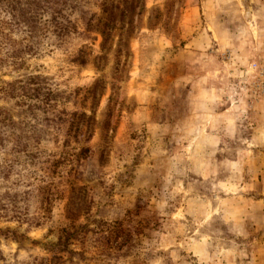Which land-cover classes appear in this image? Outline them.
<instances>
[{"label": "rangeland", "instance_id": "1", "mask_svg": "<svg viewBox=\"0 0 264 264\" xmlns=\"http://www.w3.org/2000/svg\"><path fill=\"white\" fill-rule=\"evenodd\" d=\"M97 2L84 0L70 10L63 35L44 23L48 10L32 35L0 28V59L19 55L8 58L14 63L0 70V80L34 75L61 90L60 122L45 129L37 154L20 148L13 160L5 152L10 145L0 147V166L9 172L0 179V215L20 204L40 221L27 228L0 220L2 231L22 235L15 241L4 238L7 231L0 234V264H25L29 255L45 256L46 264H55L53 256L58 264H264L258 219L264 215V146H231L227 139L225 146L194 148L183 140L193 133V112L205 110L189 98L194 91L219 96L220 104L238 111L240 124H264V0H144L128 16L132 29L117 25L103 47L85 23L99 14ZM4 105L17 121L11 102ZM81 113L90 116L88 128ZM0 131L7 137L10 130L0 125ZM247 149L258 159L255 200L239 196L236 214L228 201L197 238H185L193 227L180 207L187 204L191 217L214 189L211 171L233 175L230 161L239 152L242 168L248 166ZM5 185L16 200L3 195ZM65 238L73 239L61 243Z\"/></svg>", "mask_w": 264, "mask_h": 264}, {"label": "trees", "instance_id": "2", "mask_svg": "<svg viewBox=\"0 0 264 264\" xmlns=\"http://www.w3.org/2000/svg\"><path fill=\"white\" fill-rule=\"evenodd\" d=\"M76 2L72 1L67 4L66 1L60 2V0H0V15H5L6 18L5 20H0V28L12 31L16 27H20L26 34L32 35L35 33V28L40 24L39 20L45 16L43 12L48 10L50 14L45 16L44 23L54 29L53 32L63 35L68 31V22L71 17L69 16V11L85 5L84 0H76ZM43 6H46L44 10H42ZM96 6L99 8V14L97 16L92 14L85 20L86 30L93 28L97 31L103 38L101 45L103 47L117 25L127 24V29H132V20L128 16L135 11L136 7H143L144 0H98ZM93 17L94 23H92ZM18 56L7 55L4 60L0 59V70L14 63L13 60L8 61V58L15 57L17 59ZM48 84H50L48 81L34 75L10 81L0 80V102L3 103V105L0 104V125L10 130L7 137L4 136L3 131H0V147L3 149V145L9 144L11 150L5 152H9L13 160H15V156L20 148L27 149L26 152L30 150V153H27L29 156L37 154L40 149L39 139L42 134H46L45 129L52 130L54 127H58L60 122L58 109L61 90L51 88ZM9 102H11L15 108V112H17V121L13 120L15 114L4 105ZM49 114L54 117H49ZM81 114L86 120L85 126L88 128L90 116H87L85 113ZM6 124L10 126L7 127ZM20 124L26 127L25 133H23V128L20 127ZM71 124L76 125V127L78 126L74 118ZM20 131L23 135H20ZM19 138L23 140L19 142ZM30 140L33 142L31 148L28 147V144L32 143ZM85 149L87 150V147H82V150ZM8 174L9 172L6 171L5 167L0 166L1 181ZM26 193L29 194L28 191ZM3 195L7 196L9 202L17 199V194L11 192L6 185ZM73 203V201H70V204ZM26 210V208H21L20 204L11 206L9 209L10 214H1L0 220L19 221V223L25 224L27 228L39 226L40 221H37L38 218L34 216L30 217ZM78 211L79 208L75 210L72 216L77 215ZM3 231H7V234H4V238H12L18 241L19 238L17 237H22L15 229L5 228ZM3 231L0 229L1 235H3ZM71 239L73 238H65L61 243H67ZM41 249L44 251L46 246L42 245ZM53 259H55V264H58L60 258L53 256ZM46 263L47 258L45 256L33 255H29L28 260L25 262V264Z\"/></svg>", "mask_w": 264, "mask_h": 264}, {"label": "crops", "instance_id": "3", "mask_svg": "<svg viewBox=\"0 0 264 264\" xmlns=\"http://www.w3.org/2000/svg\"><path fill=\"white\" fill-rule=\"evenodd\" d=\"M192 99V102H201L205 110L201 112H193L191 117H194L193 124L191 130L193 131L192 135L187 134V139H183L188 143V146L190 147H196L197 145H200L202 147H209V146H225L226 140L228 139L231 141V146H245L248 148H256L258 146H264V124L259 123L258 121L250 122V123H244L240 124L237 118V112H233L231 110L232 108L227 107L225 104H220L222 102H219V96L216 98L213 96L210 92H205L200 94L198 96L195 91L192 93V96L189 97ZM207 107V109H206ZM212 108V109H211ZM190 126V123H188V127ZM243 127V128H242ZM187 128V127H186ZM247 132V135L245 138L239 137V132ZM208 137V139H205L203 137ZM229 136V137H227ZM232 136V137H230ZM180 137L179 141H181L182 136ZM190 137V139H188ZM178 141V142H179ZM197 141V142H196ZM241 150V147H240ZM205 154L208 153V151H204ZM245 158L247 160H244L245 163L248 164V166H244L242 168L241 162L243 161L241 158L240 152L238 153V156L235 157L236 160L230 161L232 163V166L234 167V174L228 175L226 178L225 172H219L218 171H211L214 173L212 178H217V180L212 181V186H214V189L209 193L210 197L209 199H202V201L199 199V203L197 205H194L192 208L193 215L191 214V217L188 215V207L187 204L185 206H181V204L178 203L176 206L177 208L184 209V213H186V219L187 221L191 220V224L189 223L187 226H192V229H186V232L188 234H185V238H197L195 237L196 232L200 230L201 227H205L209 221L210 218L214 217L216 213L219 215L220 213L223 214L226 212V203L230 201L233 206L231 209H233V212L240 213L242 211L241 208V202L242 200L239 199L242 196L246 197L247 200L252 201L253 193L256 190L254 188L257 186V182L259 179V172H258V159L255 156L252 157L254 152H252L251 149L245 150V153H243ZM209 155V154H208ZM252 157V158H251ZM211 158V157H210ZM211 168H215L211 164H205V167H202V169L209 170ZM207 171L201 173V177L205 178L207 177L206 174ZM218 173V174H217ZM221 175V177H220ZM233 178L234 181H231ZM263 179V177H262ZM228 180V182H227ZM231 181V182H230ZM243 181V183H242ZM228 183V186H227ZM227 188H229V191L233 193V195L225 194ZM242 190H244L243 194ZM205 196V195H204ZM255 200V199H254ZM253 200V201H254ZM241 201V202H240ZM255 202V201H254ZM246 203V202H245ZM256 203V202H255ZM251 207V205H250ZM179 208V209H180ZM254 208H258V205L256 203ZM190 209V208H189ZM246 212H253L252 209L247 211V208H245ZM224 216L222 215V218L219 219L223 220ZM259 223H264V215L259 216ZM258 221V220H257ZM201 234V232H199ZM201 238L207 237L206 234H201ZM199 238V237H198ZM202 251L205 250V248L201 247ZM200 250V248H198Z\"/></svg>", "mask_w": 264, "mask_h": 264}]
</instances>
